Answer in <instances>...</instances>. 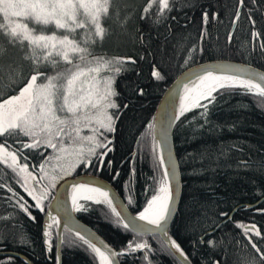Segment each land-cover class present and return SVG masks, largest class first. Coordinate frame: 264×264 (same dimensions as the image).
<instances>
[{
	"label": "snow or ice",
	"instance_id": "snow-or-ice-1",
	"mask_svg": "<svg viewBox=\"0 0 264 264\" xmlns=\"http://www.w3.org/2000/svg\"><path fill=\"white\" fill-rule=\"evenodd\" d=\"M221 13L230 16L232 24L245 19L252 37L264 36V0H0V71L5 73L0 82L6 81V91L0 93V165L6 169L0 179V264H37L40 257L29 258L37 241L44 264H71L65 260L66 249L85 246L92 264H122L121 258L123 264H159L153 258L157 251L147 240L138 239L149 231L154 236L157 230L179 264H192L189 256L196 264H264V229L256 222L231 220L229 212L221 210L224 197L211 185L212 196L191 195L183 223L188 253L169 236L167 223L173 211L171 181L177 175V161L168 144L169 126L195 125L194 130L225 126L211 120L218 98L236 86L264 98V72L238 64H193L178 78L180 87L171 89L159 106V116H141L148 88L166 80V45L174 29L196 24L199 39L179 33L187 64L205 52L208 26L220 22ZM232 35L229 31V39ZM188 39L193 40L190 46L182 43ZM260 48L264 50V43ZM145 66L150 75L142 79ZM190 109L198 111L185 119ZM226 126L231 129L235 122ZM141 128L137 145L125 148L127 133ZM148 137L154 162L148 178L152 192L135 217H129L118 210L124 206L114 203L110 189L98 185L94 173L109 174L116 181L127 165L123 183L133 203L134 162L137 151L143 158L141 141ZM221 155L227 152L217 153V159ZM206 157L212 163V154ZM242 166L252 170L249 162L241 160L236 175ZM79 169L86 170L87 179L75 178ZM202 171L191 169L189 174ZM256 171L264 180V162L257 164ZM64 177L70 178V187H65L69 180ZM248 179L256 187L255 180ZM143 190L147 194L149 185ZM81 197L105 204L115 222L136 236L118 249L102 242L98 246L93 234H82L72 221L67 201L72 209L87 211ZM261 197L264 204V191ZM244 207L264 217V207ZM21 216L37 226L34 236L17 224ZM226 222L241 229L240 235L225 231ZM61 227L77 239L66 240ZM240 236L246 239L244 252L233 260L229 249L239 245ZM10 245L26 246L27 251L21 256Z\"/></svg>",
	"mask_w": 264,
	"mask_h": 264
},
{
	"label": "trees",
	"instance_id": "trees-1",
	"mask_svg": "<svg viewBox=\"0 0 264 264\" xmlns=\"http://www.w3.org/2000/svg\"><path fill=\"white\" fill-rule=\"evenodd\" d=\"M230 21V16L221 13L220 22L210 23L208 33L203 40L205 52L187 64L183 60L185 53L181 42H179V33L184 32L190 37L199 39L196 24L193 23L187 29H174V34L172 37H169V42L166 45V80L164 82H153L148 88L146 102H142L143 111L141 112V116L146 115L148 119H151L160 95L178 73L187 66L215 59H231L236 61L241 60L264 70V50L260 48V44L264 43V36L252 37L251 30L246 27L247 21L243 18L237 20L234 28H232L233 24ZM229 31L233 33L231 39L228 37ZM192 42V39H188L182 43H187L190 46ZM245 42H247L246 47L244 46ZM168 57H171V59H168ZM4 75L5 73L0 71V76ZM149 75L150 71L145 66L142 79H147ZM5 83L6 81L0 82V93L6 91L4 87ZM8 94H11V92H8ZM218 99L219 102L212 111L211 120L216 124L225 126L215 130L209 128L194 130L195 125L182 126L181 128H177L176 125L173 126L172 141L179 166L181 193L177 208L168 226V234L181 243L186 253L189 252L187 245L189 237L183 231V223L191 207V195L194 194L200 197L212 196V192L208 189L209 185L213 187L216 194L224 197L225 207L221 210L227 211L229 214L234 210L230 216L231 220L245 223L256 222L258 227L264 229V217L258 214L254 215L251 209L244 207L245 204H255L256 206L264 207V204L260 202L262 199L261 191H264L261 185L264 184V180H262L258 171H256L257 164L264 162V106L261 105V100L264 98L253 93H246L239 86H236L225 89L223 97ZM197 111V109H190L188 113H185L184 118L187 119L190 116L196 115ZM233 122H235V126L229 129L226 125ZM147 123L148 121L144 120L145 126ZM143 130L141 128L135 133L129 131L125 137L124 147L128 150L135 147L137 145L136 137L140 136V132ZM141 143L144 149L143 158H141L140 152L137 151L134 162L136 184L133 203H129L127 199L128 193L125 191L123 183L127 179V165L122 166L123 175L116 181L111 180L109 174L101 175L94 173V175L111 183L133 214L140 210L145 202V196L150 195L152 192V184L148 179L153 175L154 167V162L151 158L150 137L143 139ZM220 152H227V156L221 155L217 159L216 154ZM206 153L212 154V163H209ZM202 157L205 158L202 159ZM241 160L249 162L252 170L242 166L239 169V174L236 175L234 169ZM32 162L35 163L34 161ZM191 169H203V171L197 175H190L189 170ZM5 170V167L0 165V179L4 178ZM85 171L84 169H79L78 174L85 173ZM87 171L91 172L92 170L88 169ZM9 175H11L10 172ZM248 178L255 180L256 187H253ZM145 184L149 185V192L147 194L143 190ZM17 190L31 202L30 198L21 189ZM80 202L85 204L88 210H76V217L95 230L114 249H118L136 236L130 229L125 230L117 224L115 222L116 218L102 202L85 200H80ZM226 223L227 227L225 231L230 230L233 235H240L241 229L235 227L230 222ZM17 224H22L24 230L33 236L37 232V226L30 223L25 216H21ZM52 232L51 242L55 245V227L52 229ZM63 233L66 240L77 239L74 233H68L65 229ZM138 239L147 240L152 248L157 251V255L153 258L158 260L159 264H179V260L167 251V246L159 235H144L138 237ZM255 241H258V238L254 237ZM245 244L246 239L240 236L239 245L229 249L231 259H238L243 254ZM9 249L17 251L22 255L24 251H27L26 246L13 249L10 245ZM32 257H40L37 264H44V257L40 256L39 241H37L35 252L29 253V258L31 259ZM189 259L192 260V264H196V261L191 256H189ZM65 260L70 261L71 264H92V254L86 250V246L84 248L66 249ZM121 261L123 264V258H121ZM96 264H98V261H96Z\"/></svg>",
	"mask_w": 264,
	"mask_h": 264
},
{
	"label": "water",
	"instance_id": "water-1",
	"mask_svg": "<svg viewBox=\"0 0 264 264\" xmlns=\"http://www.w3.org/2000/svg\"><path fill=\"white\" fill-rule=\"evenodd\" d=\"M235 24H233L232 28H234ZM205 63H209V64H238V65H241V66L245 67L246 69L250 66L251 70L254 71V72H257V73L264 72V70H262V69H260L258 67H255V66H253V65H251L249 63L242 62L241 60L240 61H236V60H231V59L230 60L229 59H215V60H209V62L208 61H204V62H201V63L198 62L197 64H205ZM192 67H193V65L185 68L180 73H178V75L172 80V82L170 84H168V86L166 87V89L164 90V92L160 95V98H159V100H158V102L156 104L155 110H154V113L157 116H159V113H160V110H161L159 106L163 105L164 101L169 98L170 93H171V89H178L180 87V83H179V79L178 78L181 77V73H185L186 74L187 70L192 69ZM176 103L177 104L179 103V97H178V95L176 96ZM173 126L174 125H170L169 126L168 144L172 146L173 155L176 158L175 151H174V148H173V141H172ZM157 132H159V122L158 121H157ZM164 156H165V158H167V156H168L167 148L164 151ZM176 161H177V158H176ZM178 168H179V166H178V161H177V175L171 181V185H172V188H173V199H172L173 211H171L169 213L168 222H167L168 223V226H169V224L171 222V219H172V217H173V215L175 213V210L177 208V204H178L179 197H180V193H181V178H180V172H179V169ZM96 177H97V183H98V185H104V186H106L107 188L110 189V195L113 196V197H115L114 203L117 206H120V205H123L124 206L122 208L121 207H118V210L119 211H122L123 214L126 215V216L135 217V214L131 213V211L128 209L125 201L119 195V193L117 192V190L111 185V183H109L107 180H105V179H103V178H101L99 176H96ZM75 178L77 180H85V179H87V177L85 176V174L76 175ZM63 180H69V184L66 185L65 187H70V183H71L70 178L66 177ZM63 180L60 181L58 184L63 183ZM52 195H55V193L53 192ZM67 204H68V207H69V211L71 212V215H72V221L75 224V226L79 230H81L82 234L91 233L94 236V242L97 243L98 246H100V244L102 242L103 244H107V245H109L111 247V245L102 236H100L90 226H88L87 224H85L84 222H82L81 220H79L76 217V215H75V211L76 210H74V209L71 208V206H70L71 204H70L69 200L67 201ZM252 205H255V204H252ZM53 207H54V205H53ZM233 211L230 212V214H229L230 216H231V214H232ZM63 230H64L63 227H61L59 229L60 232H63ZM57 231L58 230L56 229V233H57ZM155 234L156 235H159V237L164 242V240L161 237V234H160V232L158 230H157V232ZM146 235H153V234H152L151 231H149ZM164 244H165V242H164ZM20 255L23 256L22 254H20Z\"/></svg>",
	"mask_w": 264,
	"mask_h": 264
},
{
	"label": "rangeland",
	"instance_id": "rangeland-1",
	"mask_svg": "<svg viewBox=\"0 0 264 264\" xmlns=\"http://www.w3.org/2000/svg\"><path fill=\"white\" fill-rule=\"evenodd\" d=\"M84 131H85V133H86L87 130H84ZM64 178H66V177H64ZM64 178H63V179H64ZM61 181H62V180H61ZM59 182H60V181H57V183H59Z\"/></svg>",
	"mask_w": 264,
	"mask_h": 264
},
{
	"label": "bare ground",
	"instance_id": "bare-ground-1",
	"mask_svg": "<svg viewBox=\"0 0 264 264\" xmlns=\"http://www.w3.org/2000/svg\"><path fill=\"white\" fill-rule=\"evenodd\" d=\"M81 200H84L83 197H81ZM70 204H71V201L69 200ZM71 206V205H70Z\"/></svg>",
	"mask_w": 264,
	"mask_h": 264
},
{
	"label": "flooded vegetation",
	"instance_id": "flooded-vegetation-1",
	"mask_svg": "<svg viewBox=\"0 0 264 264\" xmlns=\"http://www.w3.org/2000/svg\"><path fill=\"white\" fill-rule=\"evenodd\" d=\"M79 174H85V173H79ZM78 175V174H77Z\"/></svg>",
	"mask_w": 264,
	"mask_h": 264
}]
</instances>
